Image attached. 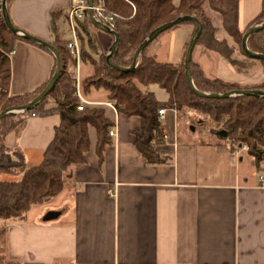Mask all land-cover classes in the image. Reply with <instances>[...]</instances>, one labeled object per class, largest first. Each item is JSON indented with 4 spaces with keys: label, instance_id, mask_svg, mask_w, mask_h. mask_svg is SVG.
<instances>
[{
    "label": "crops",
    "instance_id": "0c3cea01",
    "mask_svg": "<svg viewBox=\"0 0 264 264\" xmlns=\"http://www.w3.org/2000/svg\"><path fill=\"white\" fill-rule=\"evenodd\" d=\"M261 1L239 0L240 30L259 14ZM68 7L69 0H14L8 14L21 31L49 40L51 12ZM179 33L166 63H180L191 28ZM102 43L98 50L104 52L110 36ZM52 65L49 54L17 42L9 95L48 82ZM79 74L77 66L76 92L88 106L104 109L116 137L99 158L95 132L88 130L85 163L66 173L61 193L32 207L23 221L6 225L7 259L18 264H264V162L256 168L245 150L231 152L211 135L194 141L179 132L173 109L160 105L165 115L154 152L163 163L149 165L133 143L140 119L107 106L111 102L103 90L84 97L80 83L92 69L84 65ZM243 79L245 85H260L264 76L259 70ZM58 123L56 116L27 118L19 135L6 137V145L17 151L4 155L3 164L39 165ZM36 207L43 208L33 216Z\"/></svg>",
    "mask_w": 264,
    "mask_h": 264
},
{
    "label": "trees",
    "instance_id": "16d2710c",
    "mask_svg": "<svg viewBox=\"0 0 264 264\" xmlns=\"http://www.w3.org/2000/svg\"><path fill=\"white\" fill-rule=\"evenodd\" d=\"M12 2L13 0L6 3L7 11ZM92 5L100 8L103 16L112 17V31L117 34L119 45L111 62L117 67L131 66L136 49L153 30L181 16H189L201 24V33L195 46H199L202 53H216L239 73H244L247 68L258 64L264 76V62L249 58L241 46L244 32L238 27L239 0H92ZM205 8L219 17L220 29L213 25V20ZM92 15L98 20L94 13ZM67 20V11L51 12L48 26L50 39L43 40L57 51L61 61V72L52 91L31 110L9 114L0 120V264H18L8 260L5 255L6 225L9 222L23 221L32 207L41 205L61 193L66 173L85 163V154L90 148L88 130L93 129L95 132V151L99 158L103 149L111 143L108 133L113 123L105 116L103 108L84 105L82 110H77L79 99L76 96L74 74L77 65L67 48L70 40L63 39L61 30V25H67ZM263 22L264 0L261 1L259 14L245 30ZM179 25L192 26L194 30L196 28L193 22L188 21ZM13 26L19 29L16 25ZM94 29L97 28L89 17L76 23L80 62L92 68V75L82 80V95L87 97L93 91L103 90L117 112L125 117L140 119V128L134 132L133 143L147 164L163 163L154 152L160 126L157 114L160 105L174 108L177 120L189 119L190 115L196 116L203 122L208 134L224 142L231 152L245 146L256 168L264 162L263 97L204 98L197 96L189 88L184 70V57L194 31L184 46L179 64L156 60L154 49L151 47L159 35L141 52L136 67L123 73L108 66V50L99 52L93 35ZM219 30L223 31L225 38L231 40L238 50L229 46L225 38H218ZM113 41L114 38L110 36V46ZM17 42L32 45L51 56L53 65L49 82L55 70L53 55L45 47L7 30L1 14L0 0V113L29 104L48 84L46 82L32 92L9 95V55L13 53ZM246 45L250 53L264 56V30L249 36ZM189 71L194 88L201 94L225 95L241 90L264 91V81L260 85L247 87L218 78L208 79L201 67L192 60ZM153 85L165 92V102L156 98L150 89ZM54 116L58 117L59 123L39 165L27 167L3 164L4 155L17 151L16 148L6 145L8 135H19L27 118ZM221 131L226 133L224 137L218 136ZM3 175L13 179L2 180Z\"/></svg>",
    "mask_w": 264,
    "mask_h": 264
},
{
    "label": "water",
    "instance_id": "95a60500",
    "mask_svg": "<svg viewBox=\"0 0 264 264\" xmlns=\"http://www.w3.org/2000/svg\"><path fill=\"white\" fill-rule=\"evenodd\" d=\"M8 1L11 0H1V14H2V18L4 21V24L7 28L8 31H10L12 34H15L19 37H22L25 40L31 41L37 45H40L42 47H45L46 49L49 50V52L53 55L54 59H55V70L53 73L52 78L50 79V81L48 82V84L46 85V87L43 89V91L33 100L31 101L29 104L22 106V107H18V108H10L7 109L3 112L0 113V120L5 117L6 115L9 114H19V113H23L25 111H29L31 110L35 105H37L38 103H40L54 88V85L56 84L60 72H61V61L60 58L58 56L57 51L47 42L36 38L34 36H31L27 33L22 32L21 30L15 28L13 26V24L10 21L9 18V14L7 11V7H6V3ZM14 1V0H13ZM89 7L91 8L92 5V0H87ZM88 17L89 20L91 21V23L93 24V26H95V28H97L98 30L102 31L103 33L108 34L109 36H112L114 38V41L112 43V45L109 47L108 49V54L106 56V62L108 64V66L110 68H112L113 70H116L118 72H129L132 71L137 64V60L139 58V55L141 54V52L160 34H162L163 32L172 29L173 27H175L176 25H179L183 22H193L196 26L194 34L187 46L186 52H185V57H184V70H185V75H186V79H187V83L189 88L192 90V92L194 94H196L199 97H204V98H215V99H219V98H227V97H234V96H255V97H263L264 98V91L261 90H241V91H236L234 93L231 94H225V95H207V94H201L199 92L196 91V89L194 88L192 81H191V76H190V71H189V65H190V61H191V57H192V52L193 49L196 45V42L200 36L201 33V24L199 23V21L193 17H189V16H181L179 18H177L176 20L166 23L158 28H156L155 30H153L147 37V39L142 42L138 48L136 49L134 56H133V60H132V64L129 68H120L115 66L112 62H111V58L115 55V53L117 52L118 49V45H119V38L117 36V34L115 32H113L112 30H110L107 26L101 24L100 22H98L97 20L94 19L91 10H89L88 12ZM264 30V22L261 23L260 25L248 28L242 37V41H241V46L243 51L245 52V54L254 60H260L264 62V56L263 55H259V54H253L250 53L248 51L246 42L247 39L249 38V36H251L252 34L258 33L260 31ZM226 135V133L224 131L218 132V136L219 137H224Z\"/></svg>",
    "mask_w": 264,
    "mask_h": 264
},
{
    "label": "rangeland",
    "instance_id": "374dc122",
    "mask_svg": "<svg viewBox=\"0 0 264 264\" xmlns=\"http://www.w3.org/2000/svg\"><path fill=\"white\" fill-rule=\"evenodd\" d=\"M205 9H206L208 15L211 16V18L213 20V25L216 28L220 29L219 17L216 14L209 11L207 8H205ZM184 27H187V25H179L174 29L167 30V31L163 32L162 34H160L156 43H154L152 45L153 47H151L152 49H155V47L157 46L158 43L161 44V47H160V49L157 53V56H156L157 61H159V62L169 61L168 57L170 55V51L173 52L174 49L177 48V46L179 44V34H180L179 32ZM189 27L191 28V33L193 31H195L192 26H189ZM245 29L246 28H244V26H243L242 30H240V27H239V30L241 32H245L246 31ZM61 30L63 31V39L71 40V35H70V32H69L66 24L61 25ZM217 36L219 39L225 38V35H224L222 30H219ZM108 37H109L108 34L103 33L102 31H100L98 29H95L94 38H95L96 45L99 47V49L101 48V46L104 45L102 42L103 41L105 42V40ZM189 38H190V35H189L188 39L185 41V44L189 41ZM225 39L227 40V43L229 46H232L234 49L238 50L237 46L234 45L231 40H229L227 38H225ZM78 43H79V40H78ZM185 44L183 45L182 50H181L182 54H183ZM109 45H110V43H109ZM106 49L104 50V52L107 51ZM99 52H101V51L99 50ZM166 54H167V56H166ZM182 54H181V57H182ZM79 57H80V52H79ZM172 59H175V58L173 57ZM191 60L194 63L198 64L201 67L202 71L204 70L203 72L208 79L220 77L221 79H223L222 81H224V82H226V81L228 83L239 82L242 86H247V87L255 86V85H245L246 83H243L245 81L243 79V75L244 76L245 75H247V76L255 75L260 70L258 64H254L253 66L247 68V70H245L244 73L237 72L235 69H233V67H230L229 63H228L229 65L226 64L225 66H220V65H218L219 61L224 62V59L220 58L216 53H213V52H208L207 54L202 53V50L199 46L194 47ZM84 65H87L90 67V65L80 62L78 65V75L79 76H80L79 72L84 68ZM76 70H77V68H76ZM76 70L74 71V74H75V86H76V90H77ZM150 89L154 92L156 98L160 102L166 101L167 97H166V94L163 90H161L160 88H158L157 86H154V85L151 86ZM190 116L191 117H189V119L182 118V119L177 120L179 132L186 135L189 138H193L194 141L211 140L209 138L212 135L209 136L210 134H208V131L204 127L203 122H201V120L199 118H197L196 116H193V117H192V115H190ZM212 137H214V136H212ZM42 208L43 207H36L32 211L31 215L34 216L35 214L40 212L42 210Z\"/></svg>",
    "mask_w": 264,
    "mask_h": 264
},
{
    "label": "built area",
    "instance_id": "2783aa9c",
    "mask_svg": "<svg viewBox=\"0 0 264 264\" xmlns=\"http://www.w3.org/2000/svg\"><path fill=\"white\" fill-rule=\"evenodd\" d=\"M91 10L92 14L94 13L96 17L98 18V22L101 24L107 26L110 30L113 28L112 24V17H105L102 15V10L100 8H95V7H89L87 0H69V7L67 10L68 13V20H67V27L71 35V40L69 44L67 45V48L70 51V55L74 57L77 66L80 63V57H79V43H78V38H77V31H76V23L79 21H83L84 19L88 18V12ZM13 53L9 55L12 56ZM77 84V82H76ZM78 86V84H77ZM78 88V87H77ZM76 96L79 99V106L77 107V110L80 111L84 107V105H89L77 92ZM107 106L111 107L113 110H115L113 106V102L108 103ZM172 108V107H171ZM173 111L176 114V111L174 108H172ZM157 114H158V121L161 123L164 119L165 115V108L160 107L157 109ZM109 137H116V133L113 131H109L108 133ZM240 150H245L247 151V148L244 146Z\"/></svg>",
    "mask_w": 264,
    "mask_h": 264
}]
</instances>
